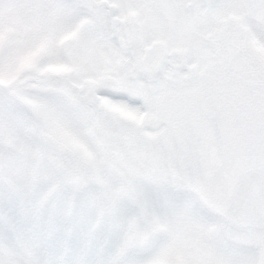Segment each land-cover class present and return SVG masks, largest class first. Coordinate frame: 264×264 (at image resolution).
<instances>
[{"label":"snow or ice","instance_id":"obj_1","mask_svg":"<svg viewBox=\"0 0 264 264\" xmlns=\"http://www.w3.org/2000/svg\"><path fill=\"white\" fill-rule=\"evenodd\" d=\"M0 264H264V0H0Z\"/></svg>","mask_w":264,"mask_h":264}]
</instances>
